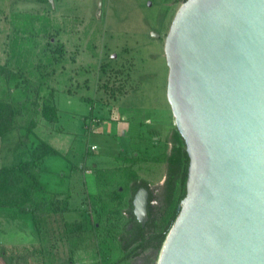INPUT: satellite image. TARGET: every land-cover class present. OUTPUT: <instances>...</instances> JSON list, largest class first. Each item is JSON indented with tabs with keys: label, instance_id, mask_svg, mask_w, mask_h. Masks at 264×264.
<instances>
[{
	"label": "rangeland",
	"instance_id": "obj_1",
	"mask_svg": "<svg viewBox=\"0 0 264 264\" xmlns=\"http://www.w3.org/2000/svg\"><path fill=\"white\" fill-rule=\"evenodd\" d=\"M182 1L0 0V100L7 101L1 126L11 127L0 134V165L26 162V147L35 152L44 148L35 132H28L33 105L41 106L44 99L53 102L54 96L62 93L71 95V100L68 103L59 97L61 120L70 121L73 129L90 104V121L95 114L97 119L107 114L111 120L132 122L139 130L133 141L138 157L135 164L113 159L111 165L84 174L89 195L82 205L87 214L71 222L70 230L64 226L61 237L51 215L40 216L38 222L21 213L13 220L12 215L0 211V264L117 261L122 256L121 241L131 208L128 200L134 195L132 189L126 192L120 186L125 182L121 168L137 165L139 176L155 196L152 203L161 205L167 174L165 155L176 129L166 98L164 42ZM14 112V122H10ZM42 118L37 115L34 119ZM119 138L122 142L115 143L117 149L123 147L126 136ZM66 140L80 148L78 156L73 152L77 158L86 144H96L97 150L87 149L88 162L103 157L108 164L103 145L113 138L99 132L84 134L77 128ZM116 191L119 199L125 200L123 209L103 211V201L105 207L111 204L108 192ZM123 191L124 196L120 194ZM69 236L74 239H67ZM127 264L150 262L147 253H142Z\"/></svg>",
	"mask_w": 264,
	"mask_h": 264
},
{
	"label": "water",
	"instance_id": "obj_2",
	"mask_svg": "<svg viewBox=\"0 0 264 264\" xmlns=\"http://www.w3.org/2000/svg\"><path fill=\"white\" fill-rule=\"evenodd\" d=\"M164 52L189 162L155 264H264V0H183ZM132 206L144 225L145 187Z\"/></svg>",
	"mask_w": 264,
	"mask_h": 264
},
{
	"label": "trees",
	"instance_id": "obj_3",
	"mask_svg": "<svg viewBox=\"0 0 264 264\" xmlns=\"http://www.w3.org/2000/svg\"><path fill=\"white\" fill-rule=\"evenodd\" d=\"M5 102L7 101L0 100V134L11 128L1 126L2 119H4V111L7 109V103ZM37 115H41L45 120L51 122L57 120L56 108L50 99H44L41 106L38 103H34L33 118L27 124L28 132L33 131L36 125V120L34 118ZM14 118L15 112L10 114V122H14ZM26 137H28V134L25 136V140H29ZM171 141L172 146L170 152L165 155V161H167V174L164 180L165 192L161 205L152 203L155 200V196L152 189L148 187V182L145 179L141 178L137 172L132 170L129 166L121 168L125 170V182L124 186H120L122 188L125 187L126 192L132 189L135 193L141 186L148 189V219L144 225H141V223L137 221L133 214L132 199L130 198L128 202L131 208L127 210L128 219L125 228L126 234L125 238L121 241L122 256L117 261L111 262L110 264H127L130 259L142 253H147L148 262H150V264H155L157 260L161 245L177 215V206L186 192L189 158L185 150L184 140L177 129L173 130ZM124 161L129 162L130 160L126 158ZM126 172L128 173L127 176ZM37 176L38 173L34 169L29 168L27 163L2 166L0 168V211H6L5 214H7V216L12 215L10 219L13 220L19 213H21L22 216L27 215L33 220H37L38 212L52 210L55 201L43 196L45 190L38 182ZM116 180L118 182V179ZM108 193V200L111 204L105 207L103 201L102 210L107 212H120L123 209L122 206L125 200L123 198L119 199L120 195L119 197L117 196V191L116 193L113 192L114 194ZM120 194L124 196L126 193L124 194L123 191V193L120 192ZM101 199H104L103 196ZM57 206L61 208V210H64L67 208V203L66 201H62Z\"/></svg>",
	"mask_w": 264,
	"mask_h": 264
},
{
	"label": "crops",
	"instance_id": "obj_4",
	"mask_svg": "<svg viewBox=\"0 0 264 264\" xmlns=\"http://www.w3.org/2000/svg\"><path fill=\"white\" fill-rule=\"evenodd\" d=\"M60 95L54 96L53 104L56 108L57 112V120L56 121H47L44 118L42 120L36 122L33 131L35 132V136L37 140L44 146L37 150V152L33 151L31 147H26L27 157L25 155L24 163H27L29 168L34 169L37 173V179L40 185L44 188L43 196L47 197L50 200L55 201V204L59 205L62 201H66L67 208L61 210V208L57 209L56 207L50 211L46 212H38L37 220L39 222L40 216H50L52 221H56L57 224V233L63 231V227L65 226L66 230H70L69 226L71 222H77L82 219L83 216L87 214L86 210H84V206L82 205V201L86 198L88 200L89 193L87 192V187L84 179L85 173H94L96 168H102L111 165L114 160H122L128 158L129 164H135V160H137V153L134 150V134L139 133V130L133 125L132 122H127L126 120L119 121L118 119H110L107 114H101L100 117L93 123L92 120L88 119V115L91 113V107L89 104L88 112H84L80 115V120L75 124L74 127H71V123L67 124L61 120V109L58 106L59 97H62L70 102L71 95ZM74 98V97H73ZM90 116V115H89ZM96 116V114H95ZM110 117V116H109ZM71 120V119H69ZM99 124L96 122L99 121ZM138 127V126H137ZM77 128L81 130L84 134L87 132H99L103 134L105 137H109V139H114L113 141H108L103 145L105 149V153H107L106 158L109 159L108 164L107 161L103 162L101 157L100 159L94 158L91 163L88 162V150H97L96 144L88 145L84 149V157L81 153V157L78 158L74 155L73 152L80 154V148H74L72 140L67 144L66 137L68 135H72L77 131ZM141 130V127H139ZM75 131V132H74ZM136 132V133H135ZM126 136L125 144L123 147L117 149L115 143H121L122 139L119 136ZM120 139V140H118ZM128 141L130 143H128ZM112 145V146H111ZM94 146V148H92ZM68 153L73 155H68ZM87 157V158H86ZM21 161V160H20ZM19 161V162H20ZM63 162V163H62ZM16 165V164H15ZM2 166H10L9 164H1ZM58 167H64L66 170H58ZM138 168L137 165L132 166V170H136ZM139 175L138 171L136 170ZM79 175V176H78ZM142 178V177H141ZM81 179V180H80ZM81 182H80V181ZM82 185H80V183ZM80 185V186H79ZM134 194V192H133ZM33 223H37L33 221ZM65 230V231H66ZM63 238H65L63 236ZM67 239L73 240L74 237H67ZM71 264H83V262L78 259Z\"/></svg>",
	"mask_w": 264,
	"mask_h": 264
},
{
	"label": "built area",
	"instance_id": "obj_5",
	"mask_svg": "<svg viewBox=\"0 0 264 264\" xmlns=\"http://www.w3.org/2000/svg\"><path fill=\"white\" fill-rule=\"evenodd\" d=\"M91 120L94 123L97 120V117L94 115ZM92 148H94V146H92Z\"/></svg>",
	"mask_w": 264,
	"mask_h": 264
},
{
	"label": "flooded vegetation",
	"instance_id": "obj_6",
	"mask_svg": "<svg viewBox=\"0 0 264 264\" xmlns=\"http://www.w3.org/2000/svg\"><path fill=\"white\" fill-rule=\"evenodd\" d=\"M141 187H143V186H141ZM139 188H140V187H139ZM139 188H138V189H139ZM145 188H146V187H145ZM138 189H137V190H138ZM146 189H147V188H146ZM137 190H136V191H137ZM147 190H148V189H147ZM135 193H136V192H135ZM135 193H134V194H135ZM148 197H149V191H148ZM147 207H148V206H147ZM129 227H130V225H129Z\"/></svg>",
	"mask_w": 264,
	"mask_h": 264
}]
</instances>
